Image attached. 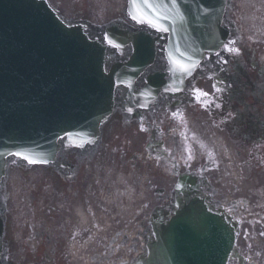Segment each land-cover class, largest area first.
<instances>
[{"label": "flooded vegetation", "instance_id": "obj_1", "mask_svg": "<svg viewBox=\"0 0 264 264\" xmlns=\"http://www.w3.org/2000/svg\"><path fill=\"white\" fill-rule=\"evenodd\" d=\"M247 10L260 14L264 0H231L226 44L177 74L168 34L124 8L100 25L72 16L93 24L88 33L102 42L111 25L147 36L153 58L116 88L96 142L78 148L65 139L56 163L41 168L49 182L36 189L33 220L6 215L0 264H136L153 236V206L175 204L168 190L184 174L198 178L207 202L239 218L243 251L264 254V22H247ZM134 55L132 42L110 49L107 62L126 65Z\"/></svg>", "mask_w": 264, "mask_h": 264}, {"label": "water", "instance_id": "obj_2", "mask_svg": "<svg viewBox=\"0 0 264 264\" xmlns=\"http://www.w3.org/2000/svg\"><path fill=\"white\" fill-rule=\"evenodd\" d=\"M227 1L130 0L129 12L171 32L179 67L183 57L226 39L220 26ZM106 51L47 0H0V187L8 157L49 164L61 138L84 144L109 117L116 84L125 77L120 67L107 74ZM194 185L182 179L178 193L192 203L178 204L167 224L165 216H154L156 242L139 264H228L234 256L236 225L194 197ZM3 231L0 217V244Z\"/></svg>", "mask_w": 264, "mask_h": 264}, {"label": "rangeland", "instance_id": "obj_3", "mask_svg": "<svg viewBox=\"0 0 264 264\" xmlns=\"http://www.w3.org/2000/svg\"><path fill=\"white\" fill-rule=\"evenodd\" d=\"M61 0H53L55 4H59ZM85 4L80 3V0H64L65 6L63 12L65 15H72V10L74 11H83L90 10L92 6L103 5L106 8L113 7L119 9L125 5L126 0H82ZM39 173H30L29 176L19 174L13 175L16 171L14 168L11 169L12 176L9 179V188L10 191V202L12 204V212L17 215H21L23 218H18L19 220L24 219H33V215L35 213L36 202L34 199V195H36L37 187L43 183H47L48 186V178L45 177V173H42V170H36ZM43 185V184H42ZM44 186V185H43ZM47 188V187H46ZM49 195V193H47ZM252 256V255H251ZM252 260V257H250Z\"/></svg>", "mask_w": 264, "mask_h": 264}, {"label": "snow or ice", "instance_id": "obj_4", "mask_svg": "<svg viewBox=\"0 0 264 264\" xmlns=\"http://www.w3.org/2000/svg\"><path fill=\"white\" fill-rule=\"evenodd\" d=\"M149 23H151V21H149ZM113 47H118V45H116V44H113L112 45ZM226 50H228L230 53H232V52H235L236 54H238V50H235V49H226ZM183 67V66H182ZM202 95H206V94H202ZM24 159H26V160H28V162L29 163H35V161L34 160H32V159H30V158H28V157H23Z\"/></svg>", "mask_w": 264, "mask_h": 264}]
</instances>
